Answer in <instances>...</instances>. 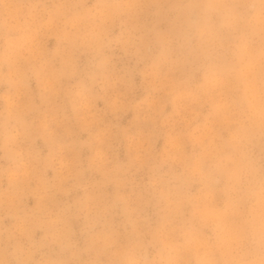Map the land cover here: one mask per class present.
<instances>
[{
    "label": "clouds",
    "instance_id": "clouds-1",
    "mask_svg": "<svg viewBox=\"0 0 264 264\" xmlns=\"http://www.w3.org/2000/svg\"><path fill=\"white\" fill-rule=\"evenodd\" d=\"M0 264H264V0H0Z\"/></svg>",
    "mask_w": 264,
    "mask_h": 264
}]
</instances>
